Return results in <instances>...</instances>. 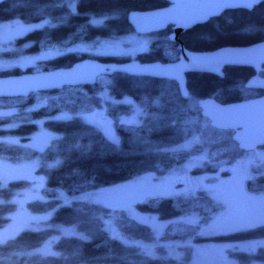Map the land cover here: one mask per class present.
<instances>
[{"label": "trees", "instance_id": "16d2710c", "mask_svg": "<svg viewBox=\"0 0 264 264\" xmlns=\"http://www.w3.org/2000/svg\"><path fill=\"white\" fill-rule=\"evenodd\" d=\"M166 4L165 0H4L0 2V22L20 19L43 23L16 39L19 52L8 50L0 56L33 54L52 47L59 50L38 60L34 66L38 71L68 67L86 57L125 61L129 59L125 55L92 56L80 47L134 31L127 20L130 10ZM179 38L195 51L262 40L264 1L251 10L227 9L182 32ZM176 46L164 31L136 56L141 61H173L179 54ZM22 71L0 69V76ZM252 73L248 66H226L223 77L199 72L190 74L187 82L190 93L229 103L262 93L244 87ZM103 92L112 99L103 98ZM189 97L180 95L175 80L124 72L101 75L92 85H66L28 96L0 97V125H8L0 127V155L10 160H35L37 173L44 177L42 195L26 203L31 212L44 214L43 225L22 229L0 241V264H194L199 257L193 244L175 247L179 254L169 252L170 245L188 240L196 244L264 238L262 220L250 227L202 232L222 203L206 188L177 190L182 186L178 180L173 183L178 182L179 187L173 189L160 185L163 180L144 186L138 200L123 205L95 194L146 174L168 177L175 167L202 153V163L190 170L193 175H206L210 182L214 175L228 173L224 167L246 151L232 139V130L211 126L198 105L189 106ZM103 104L114 121L115 139L104 133L98 124L100 118L96 122L89 116ZM135 104L142 111L140 120L119 121L133 112ZM41 125L51 137L36 149L28 139ZM194 134L203 137L199 144L178 146ZM28 183L25 178H0V228L16 207L11 199L14 192ZM245 191L264 192V174L249 179ZM59 225L70 226L75 232L53 239L51 253H30L59 234ZM142 243H153V250ZM228 253L241 264L264 262V246L255 251L228 249Z\"/></svg>", "mask_w": 264, "mask_h": 264}, {"label": "rangeland", "instance_id": "374dc122", "mask_svg": "<svg viewBox=\"0 0 264 264\" xmlns=\"http://www.w3.org/2000/svg\"><path fill=\"white\" fill-rule=\"evenodd\" d=\"M40 22H23L20 19H12L0 22V53L8 50L19 52V44L16 39L23 36L28 30L39 26ZM155 38L151 34H139L135 31L122 34L115 38L101 39L97 45L88 43L82 45L80 48L86 50L92 56L100 54L125 55L128 58L135 57L139 52L148 49L150 41ZM59 53L56 48H50L45 51H40L33 54L13 55L10 57L0 56V69L19 68L25 71L30 68L32 72L38 71L34 67L40 59H46ZM33 67V68H32ZM100 78V76L98 77ZM102 82H105L102 80ZM189 87V86H188ZM190 89V87H189ZM112 99L108 94L103 92V98ZM125 101L128 98H124ZM198 96L191 91L188 100L189 106L198 105ZM199 108V107H198ZM141 108L136 104L133 106V112L129 115H123L119 121L138 122L141 116ZM93 121L98 122L99 118L106 120L105 124L99 122L103 128L104 133L112 138H116L113 119L107 116L106 105L96 108L91 114ZM2 128L8 125H0ZM50 135L39 126L29 137V145L39 149L42 148L50 140ZM0 140L1 137H0ZM203 140L198 134H194L192 138L186 140L178 146L180 148H190L195 144H199ZM204 153L195 155L186 160L183 164L175 167L170 171V176L163 177L154 174H146L136 179L127 181L122 184L103 188L97 192L96 195H104L109 198L110 203L123 205L126 202L133 203L140 198V191L144 186L149 187L153 183H161L163 180L164 187L173 189L179 187L173 183L178 180L181 181V187L177 190L193 192L198 189L210 190L212 195L222 203V208L213 216L212 220L203 226L202 232L212 234L237 228L250 227L264 221V192H252L247 194L245 187L247 181L253 177L264 174V145L255 150L244 152L236 157L226 167L228 173L225 175L216 174L214 180L208 182L206 175H193L190 170L197 164L204 160ZM38 163L35 160H10L7 157L0 155V178H25L29 181L27 185L18 188L11 198L16 203L14 211L8 214L9 221L0 228V241L14 236L22 229H35L42 226L44 214L31 212L27 208V201L31 198H38L42 195V187L44 184V177L37 173ZM3 176L5 178H3ZM151 184V185H150ZM171 191V190H170ZM128 200V201H127ZM259 203V219L256 220V212L252 209V205ZM155 217L152 216V219ZM158 226V225H157ZM59 234H56L40 247L33 249L30 253L48 254L51 253V244L53 239L63 233H74L75 230L70 226L59 225ZM112 231L118 234L114 227ZM193 244L195 246L196 256L199 257L194 264H241L233 256L228 253V249L255 251L258 247L264 246V238H255L242 241H203L194 244L190 240L185 242H177V244L170 245L168 251L179 254L175 250L178 245L185 246L186 244ZM143 244V243H142ZM149 250H153V243L143 244ZM248 264H264L262 261H252Z\"/></svg>", "mask_w": 264, "mask_h": 264}, {"label": "water", "instance_id": "95a60500", "mask_svg": "<svg viewBox=\"0 0 264 264\" xmlns=\"http://www.w3.org/2000/svg\"><path fill=\"white\" fill-rule=\"evenodd\" d=\"M4 0H0L2 2ZM168 5L153 9H133L127 20L139 34H148L173 25L169 39L177 43L178 58L162 62L104 61L86 57L68 67L46 71H22L0 76V97L28 96L32 92L55 90L63 86L92 85L101 75L124 72L129 75L150 76L175 80L182 97L189 96L187 73L203 72L224 76L225 66H249L254 70L245 82L248 88L264 90V39L247 45H224L213 50L195 51L185 47L179 35L197 24L219 16L227 9L251 10L264 0H166ZM201 114L217 129L232 130V139L244 151L264 145V94L224 103L211 96L197 100ZM105 124L106 120L100 118Z\"/></svg>", "mask_w": 264, "mask_h": 264}, {"label": "flooded vegetation", "instance_id": "af4514ba", "mask_svg": "<svg viewBox=\"0 0 264 264\" xmlns=\"http://www.w3.org/2000/svg\"><path fill=\"white\" fill-rule=\"evenodd\" d=\"M166 1V0H165ZM167 2V4L166 5H168L169 4V2L168 1H166ZM165 5V6H166ZM162 7H164V6H162ZM212 18V17H211ZM188 30V29H187ZM164 31H168V38H169V35L171 34V32L173 31V25L172 24H168L164 29H162V30H159V31H156V32H152V33H148V34H151V35H156L157 33H160V32H164ZM170 40V39H169ZM171 41V40H170ZM173 42V41H172ZM176 43V42H175ZM179 53V52H178ZM133 58H137V56H135V57H133ZM133 58H129V59H133ZM177 58H178V56H177ZM176 58V59H177ZM128 59V60H129ZM138 59V58H137ZM175 59V60H176ZM126 61V60H125ZM141 61V60H140ZM160 61V60H159ZM174 61V60H173ZM164 62V61H163ZM232 66H237V65H232ZM226 67V66H225ZM225 67H224V69H225ZM249 67V66H248ZM250 68H252V67H250ZM253 69V68H252ZM264 70V65H263V69L260 71V75H262L261 74V72ZM192 73H199V72H191V73H187V78L189 77V75L190 74H192ZM254 74V70H253V73L251 74V75H253ZM262 76H264V75H262ZM247 80V79H246ZM246 80L243 82V84H244V87H246L245 86V82H246ZM187 85H188V82H187ZM189 88V87H188ZM246 88H248V87H246ZM252 89H256V88H252ZM260 90H262V89H260ZM189 91H190V89H189ZM189 94H190V92H189ZM262 94H264V90H262V93L260 94V95H262ZM199 98V97H198ZM258 148V147H257ZM256 149V148H255ZM255 149H253V150H255ZM250 151H252V150H250ZM246 152H248V151H246ZM252 207V209L257 213L256 214V220L257 219H259V217H261L260 216V213H259V203L258 202H256V205H252L251 206Z\"/></svg>", "mask_w": 264, "mask_h": 264}]
</instances>
